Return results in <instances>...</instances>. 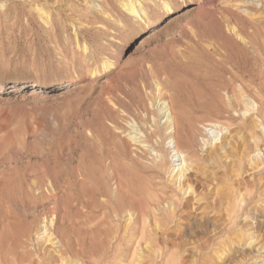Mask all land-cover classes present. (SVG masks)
I'll return each mask as SVG.
<instances>
[{
  "label": "rangeland",
  "instance_id": "374dc122",
  "mask_svg": "<svg viewBox=\"0 0 264 264\" xmlns=\"http://www.w3.org/2000/svg\"><path fill=\"white\" fill-rule=\"evenodd\" d=\"M163 100L187 162L180 178L163 132L144 143L133 133L163 125ZM209 123L221 132L206 134ZM210 133L232 145L213 150ZM60 240L62 260L48 252ZM257 255L259 0H0V264H264L248 260Z\"/></svg>",
  "mask_w": 264,
  "mask_h": 264
},
{
  "label": "bare ground",
  "instance_id": "6f19581e",
  "mask_svg": "<svg viewBox=\"0 0 264 264\" xmlns=\"http://www.w3.org/2000/svg\"><path fill=\"white\" fill-rule=\"evenodd\" d=\"M263 1L264 0H259V2L261 3V4H263L264 5V3H263ZM124 8H125V10H127L129 13H131V14H134L135 15V13H136V9L134 8V6H133V4L132 3H130V2H126L125 4H124ZM156 87H157V90H158V93H161L162 91H161V89L162 88H160V85L157 83L156 84ZM251 104V103H250ZM160 110H161V117H164V123H163V125L162 126H160V124H158V122H157V120H155V121H151L150 123V128L149 129H147V128H145V130H146V133H144L143 134V132L142 131H139L138 133H135L134 131H133V133H134V137H135V135H137V136H139V137H137V138H140V141L139 142H148V138L151 136V135H155V134H157V132H163V134H164V137H165V139H169V142H171V144H172V148H171V151H173L172 152V154H171V157H176V159H174V161H180V162H178L177 164H175V166H177V169L175 170V167H173L169 172H172V171H174L175 170V172H178V176L177 177H181L182 175H183V173H184V171L186 170V167H187V162H186V159H185V156L183 155V153L181 152V151H179V149H178V142H177V133H178V127H177V120H176V117H175V115H174V113H173V111H172V109H171V106L168 104V102L167 101H162L161 102V107H160ZM156 118V117H155ZM154 118V119H155ZM157 119H158V117H157ZM148 123V122H147ZM147 123H145V124H147ZM208 125H212L213 126V128H205V126H204V130H205V132H207L206 131V129L210 132H214V131H218V132H221V126H219V125H217V124H215V123H213V124H211V123H209ZM216 127H219V129L218 130H216L215 128ZM141 129V128H140ZM211 129H213V130H211ZM142 130V129H141ZM212 132V133H213ZM214 133H216V132H214ZM163 134H162V136H163ZM206 134H208V132L206 133ZM217 134V133H216ZM215 134V135H216ZM220 134V133H219ZM161 135V134H160ZM210 135H211V133H210ZM158 136V135H157ZM161 136V137H162ZM210 137H213L212 138V140L210 141V145H211V147H213L214 145H215V136H210ZM133 139V138H132ZM156 139H158L157 137H156ZM164 139V138H163ZM249 139V138H248ZM152 140V139H151ZM202 140H203V142L204 143H207L208 141H207V139H204V138H202ZM159 141V140H158ZM150 142V141H149ZM247 140H246V142H244L243 143V146H245L246 145V148H244L245 150H247L248 149V145H247ZM252 142V141H251ZM204 143H203V145H204ZM218 143H219V145L218 146H214L215 148H218L219 150H223V148H224V146L225 145H232L231 144V142H230V140H229V142H227V140L226 141H224V140H222V139H220V141H218ZM147 144V143H146ZM249 144V143H248ZM149 145V144H148ZM152 146V145H151ZM150 146V147H151ZM202 146V145H201ZM144 147V146H143ZM156 147V146H155ZM153 148V149H155L156 150V148ZM214 147H213V150H214ZM242 147V146H241ZM243 148H241V152H244L245 150H243ZM239 151V152H240ZM215 152V151H214ZM213 152V153H214ZM221 152H223V151H221ZM216 153V152H215ZM245 153V152H244ZM258 153H259V151H258V149L256 150V149H254V150H248L247 151V155H246V157H247V159L249 160V162H250V160H256V158H258L257 156H258ZM155 155H154V160H156V163H157V165L158 166H161V165H163L164 164V159H163V153L161 152V151H159V150H156L155 151V153H154ZM222 156V155H221ZM151 159V158H150ZM154 163V162H153ZM156 165V166H157ZM158 166H157V168H158ZM176 176V175H175ZM176 177V178H177ZM183 177V176H182ZM185 178V177H184ZM187 178V177H186ZM178 185H180V184H178ZM189 185V184H188ZM182 187V186H181ZM186 187V186H185ZM184 187V188H185ZM191 189L189 186H187L186 187V189L185 190H187V189ZM168 202V201H167ZM169 203H171L170 204V206H171V208H170V210L171 211H174V208H175V205H174V203H172V202H169ZM159 207V206H158ZM132 209V208H131ZM157 209V208H156ZM130 211V210H129ZM132 211V210H131ZM155 211H157V210H155ZM169 212V211H168ZM132 213V212H131ZM135 213V212H134ZM151 213V212H150ZM157 213V212H156ZM170 213V212H169ZM149 214V213H148ZM152 214V213H151ZM147 215V214H146ZM134 216V215H133ZM153 216V215H152ZM154 217V216H153ZM149 218V217H148ZM131 219H132V214H127V221H126V223L124 224V232H126L125 230L129 227V224H130V221H131ZM145 221V220H144ZM42 222H43V224H42ZM41 222V224H42V227H43V230H41L40 232H42L43 231V233H47V235H48V237H52V235L54 234L53 233V230H51L53 227H52V221L50 220L49 221V224H48V221H46V219L44 220L43 219V221ZM155 222V221H154ZM156 223V222H155ZM159 225V224H158ZM54 226V225H53ZM123 227V226H122ZM153 227V226H152ZM155 227V226H154ZM114 229V228H113ZM118 229V228H117ZM152 231V230H151ZM118 232V231H117ZM153 232V231H152ZM115 233V232H114ZM127 233V232H126ZM118 234V233H117ZM125 234V233H124ZM119 236V235H118ZM122 236H124V235H122ZM48 237H46V238H48ZM54 237V236H53ZM53 237H52V239H50V238H48V240L49 241H52V240H55L56 241V239H53ZM126 237V236H125ZM56 238H58V237H56ZM118 238V237H117ZM150 238V237H149ZM148 238V239H149ZM38 240V239H37ZM137 240V239H136ZM150 240V239H149ZM54 241V242H55ZM140 241V240H139ZM147 241V240H146ZM151 241V240H150ZM150 241H149V243H150ZM256 241V239H252V238H249V239H247V241L245 242V246L247 247V248H250V247H252L253 248V250L255 251V252H258L259 251V249L262 247H260V245H259V242H255ZM58 243L57 244H54V247H55V249H53V251H48V250H46V251H48L49 253H50V255L54 258V259H56V258H62L63 257V255H65V253H64V248H63V244H62V242H61V240L60 241H57ZM45 243V242H44ZM49 243H51V242H49ZM136 244H134V243H132L133 245H135V246H138V241L137 242H135ZM148 243V242H147ZM53 244V243H52ZM59 244V245H58ZM151 244V243H150ZM51 245V244H50ZM141 245V244H140ZM49 246V245H48ZM51 246H53V245H51ZM76 247V246H75ZM141 247V246H140ZM155 247V246H154ZM48 248H52V247H48ZM77 248V247H76ZM134 248V247H133ZM136 248H138V247H136ZM146 248H149V247H146ZM146 248H144V250H146ZM150 248H152V247H150ZM155 249V248H154ZM45 250V249H44ZM129 250V249H128ZM135 249H132V251H133V253L135 252L134 251ZM137 250V249H136ZM138 250H140V248L138 249ZM156 250V249H155ZM253 250L251 251V252H253ZM42 251V250H41ZM40 251V252H41ZM159 251V250H158ZM47 252V253H48ZM148 252V251H147ZM156 252V251H155ZM162 253V252H161ZM165 253V252H164ZM163 253V254H164ZM253 253H251L250 255H252ZM67 255V254H66ZM133 255V254H132ZM155 255H156V253H155ZM158 255H159V253H158ZM162 255V254H161ZM250 255H248V256H250ZM46 256V255H45ZM68 256V255H67ZM219 256V255H218ZM162 258V257H161ZM249 258V257H248ZM69 259V258H68ZM62 260V259H61ZM71 260V259H70ZM73 260H75L74 258H73ZM248 260H250L252 263H263L264 262V259H260V257L257 255V256H253V257H251L250 259H248ZM36 261V260H35ZM77 261V260H76ZM249 261V262H250ZM59 262V261H58ZM61 262V261H60ZM59 262V263H60ZM71 262V261H70ZM247 262V261H246ZM250 262V263H251ZM81 263H84V262H81ZM74 264H77V262H74ZM85 264V263H84Z\"/></svg>",
  "mask_w": 264,
  "mask_h": 264
}]
</instances>
